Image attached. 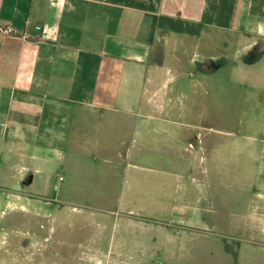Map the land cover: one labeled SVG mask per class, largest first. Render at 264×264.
Listing matches in <instances>:
<instances>
[{"label":"crops","instance_id":"crops-1","mask_svg":"<svg viewBox=\"0 0 264 264\" xmlns=\"http://www.w3.org/2000/svg\"><path fill=\"white\" fill-rule=\"evenodd\" d=\"M5 25L0 234L97 202L129 263L264 264V120L210 84L218 51H264V0H0Z\"/></svg>","mask_w":264,"mask_h":264},{"label":"rangeland","instance_id":"rangeland-1","mask_svg":"<svg viewBox=\"0 0 264 264\" xmlns=\"http://www.w3.org/2000/svg\"><path fill=\"white\" fill-rule=\"evenodd\" d=\"M211 68L214 73H211L213 77L210 80L212 89L219 90L218 100L221 102L227 105L228 101L232 102L229 108L236 121L245 116V104L248 116L264 120V51L259 46L246 50L242 42H235L227 50L218 51ZM224 86H227L225 94L221 92ZM224 95L225 99L222 98ZM234 126V130L240 131L238 126ZM93 189L99 191V188ZM49 198L52 195L46 194L45 199ZM72 206L67 204L63 208L71 211ZM101 208L97 202L88 203L81 209L84 211L83 219H76L72 213L66 220L58 221L22 219L18 229L0 234V250L3 253L7 251L10 257L9 262L0 264H218L209 256H197L194 263H163L159 259L154 263H129L133 230L125 226L126 222L120 224L122 221L116 220L123 219L122 216H109L103 225L99 219L107 216H103ZM102 226L105 227L104 237L100 236ZM55 227L65 229V234L56 235L59 233L57 230L53 235ZM251 253H245L238 264L258 263Z\"/></svg>","mask_w":264,"mask_h":264},{"label":"built area","instance_id":"built-area-1","mask_svg":"<svg viewBox=\"0 0 264 264\" xmlns=\"http://www.w3.org/2000/svg\"><path fill=\"white\" fill-rule=\"evenodd\" d=\"M0 34L2 35H18V31L11 25L0 26Z\"/></svg>","mask_w":264,"mask_h":264}]
</instances>
